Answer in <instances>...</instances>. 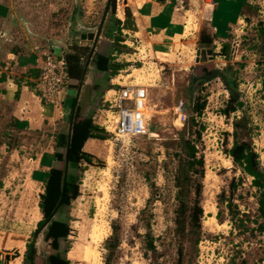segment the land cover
<instances>
[{
    "label": "rangeland",
    "instance_id": "1",
    "mask_svg": "<svg viewBox=\"0 0 264 264\" xmlns=\"http://www.w3.org/2000/svg\"><path fill=\"white\" fill-rule=\"evenodd\" d=\"M108 2L0 0L11 11L0 19V71L8 66L16 76L17 64L24 62L20 58L30 57L40 66L53 49L65 56L74 52V46L87 48L85 65L93 41L80 36L96 33L108 6L101 32L105 39L96 43L92 58L113 54L111 62L123 69L110 77L98 73L90 60L79 116L98 121L102 95L112 78L145 85L148 91L151 136L96 142V152L90 142L85 145L95 159L72 171L78 178L77 196L60 215L69 236L60 240L59 252L71 264H264V232L258 229L264 222L258 211L260 191L225 154L232 145L235 117H241L240 138L252 143L264 167V0H182L180 14L187 27L172 51L154 48L139 32L116 33L115 19H125L127 5L124 0ZM203 36L212 44H202ZM223 43L230 46L226 57L219 55ZM199 49L214 50V58L196 63ZM224 76L234 82L235 94L244 103L241 112L229 117L222 113L230 96ZM77 96L78 90L71 88L69 115ZM204 100L202 115L197 116L194 106ZM179 103L184 104L185 123L174 112ZM10 110L0 104V264H28L31 245L34 264H44L55 252L45 231L37 234L44 220L39 208L46 179L42 161L60 151L53 138L60 127L25 129L14 123ZM62 126L67 130V122ZM183 138L192 141L203 157L204 176L190 173L191 182L178 189L175 177L187 160ZM197 182L201 227L192 229L188 222L178 227L177 194L181 191L190 204ZM233 183L237 189L232 194ZM226 200L232 204L234 220ZM15 239L20 242L11 248Z\"/></svg>",
    "mask_w": 264,
    "mask_h": 264
},
{
    "label": "trees",
    "instance_id": "2",
    "mask_svg": "<svg viewBox=\"0 0 264 264\" xmlns=\"http://www.w3.org/2000/svg\"><path fill=\"white\" fill-rule=\"evenodd\" d=\"M247 4V2L244 3V5ZM115 23L118 28L117 33H121V21L115 19ZM201 43L204 45H211L212 39L208 36H203L201 38ZM229 49V44L223 43L219 55L226 57ZM86 50L87 48H79L74 46V52L65 55L70 78L72 81L78 82V84L75 85L76 89H78L79 82L83 75L85 65H83L82 59L85 56ZM110 56L95 54V58L91 59H93V64L97 72L110 73L109 76L113 77L123 69V65L118 63L114 64L111 62ZM29 74L30 77L38 79L40 71L38 72V70H30ZM4 79L5 78H0V81H3ZM223 82L230 92V96L225 109L222 110V113L224 116L229 117L231 114L241 112L244 103L241 101V98L235 94L237 90L234 82L227 76H224ZM29 85L33 87L32 84ZM261 91L264 93V80L261 82ZM205 104L206 102L204 100L202 104H197L194 106V112L197 114V116L202 115ZM79 109L80 108L77 105V100H75L72 106L70 117V137L67 134H58L56 137V147L59 149H64L65 152L64 154L56 152L55 157L58 159V161L64 162L65 168L69 169L70 172L67 174L65 173V169H51L45 183L44 194L40 196L41 201L39 203V208L41 209L43 216L47 218L51 216L54 210L57 209L63 195V201L60 205L59 218H53V221H51L47 227V230H45L44 238L50 243V247L55 253L48 255L44 260V264H70L66 258V255H62L59 252V248L60 240H66L69 236L68 224L60 217L62 209L77 196L78 178L73 174L72 171L76 170L81 162H85L87 164L93 163L95 156L83 151L84 144L88 139H96L99 141L108 140L107 133L95 125L91 118H83L79 116ZM239 120H241V117L238 119L236 116L235 121L232 124V145L228 150H225V154L242 173L252 179L251 185L260 191V196L258 199V211L260 218L264 221V167L262 166L260 155L254 149L252 143L240 138L241 133L239 131ZM182 141V150L187 160L186 165H184V169L175 177V185L178 189H182L181 187H183L185 182L188 184L191 182L190 173L200 175L201 178L204 176V159L202 156L198 155L196 145L192 141L185 140L184 138ZM236 189V184L233 183L230 185V191L232 194L234 191H236ZM194 196L195 199L189 204L186 201V197L183 196V193L181 191L178 192L177 200L179 207L177 210L176 219V224L178 227L183 226L186 222H188L190 228L200 229L201 219L203 217V208L200 205L201 184L198 182L194 189ZM221 197L223 198L225 195L222 194ZM225 203H227L226 206L230 212L231 219L234 220L235 214L232 212V204L230 200H226ZM43 224V220L39 222V229ZM258 229L262 233L264 232V222L259 224ZM149 247L153 249L152 243H149ZM27 258L28 264H31V262L34 264L33 245L29 247Z\"/></svg>",
    "mask_w": 264,
    "mask_h": 264
},
{
    "label": "crops",
    "instance_id": "3",
    "mask_svg": "<svg viewBox=\"0 0 264 264\" xmlns=\"http://www.w3.org/2000/svg\"><path fill=\"white\" fill-rule=\"evenodd\" d=\"M7 5H11V2H7ZM5 6L6 5L0 4V17H1L0 19H3L2 17L4 16L8 18L11 13V11L9 12V8ZM127 6H129L128 8L131 10L133 14V17L138 27L139 33L144 34V36L146 35L147 38L149 39L150 44H152L151 46H154V48H157L159 50L165 49L167 51L168 50L172 51L173 49L172 46L175 45V42H179L181 38L183 37L182 28L185 27L184 25L187 22L186 23L183 22L184 16L180 14L181 13L180 11L182 10L181 8L182 0H163V1H160V0H131V1L127 0ZM101 32L102 30L100 31L99 39L103 40L105 38L103 35H101ZM114 56L115 55L113 54L111 55V57H114ZM9 57L14 59L15 57L14 53H10ZM20 60L24 62L23 63L20 62L19 64H17L19 65V66H16L17 68H15L14 66L12 67L19 71V74H16V76H12L13 75L12 72L8 71V68H9L8 66H6L4 70L0 71V78H5L3 81H0V104L10 107L11 109L9 111L10 116L11 118H13V121L17 126L19 125L23 126V128L28 129V130L29 129H40L41 127L47 124L53 125V126L57 125L58 127H60V130L57 131L56 135L53 137L54 147L57 148L56 147V137L58 136V134H67L70 137L71 114L70 115L68 114L69 110L67 109L69 107H66V106L68 105L69 103L68 101H70L71 98L69 99L67 96L63 104V109L61 111L56 110L51 104L42 102V100L39 98V96L35 92V85H36L37 79L30 77V74H29L30 70H38L39 72V67L36 66L34 63L35 59L32 60V58L30 59V57H28L27 59L20 58ZM12 68H10V70ZM89 69L90 67L88 65L84 83H86V77H88L87 74H88ZM75 82L76 81H72L70 89L75 88V84H74ZM88 83H92V82L90 81ZM29 84H32L33 87H31ZM82 88L80 89V86H79L77 89L78 96L76 100H77V105L79 108H80V93L82 92ZM48 111H49V114H48ZM65 122H67V125H68L67 130H64L62 126ZM89 142L91 143L92 150L96 152L97 150L96 142H100V141L96 139H88L86 143L84 144L83 151L86 153L92 154L94 152L87 151L85 149V145ZM59 150H60L59 151L60 153L64 154L65 152L64 149H59ZM56 152H54L53 155L44 157L42 161L44 165L43 171L46 176L45 183L47 181V176L50 170L53 168L59 169V170L65 169V173L67 174L70 172L69 169L65 168L64 162L58 161V159L55 157ZM45 183L43 185V190L41 194H44ZM17 242H20V239H15V241L11 244L12 245L11 248H14ZM68 261L70 262V260Z\"/></svg>",
    "mask_w": 264,
    "mask_h": 264
},
{
    "label": "built area",
    "instance_id": "4",
    "mask_svg": "<svg viewBox=\"0 0 264 264\" xmlns=\"http://www.w3.org/2000/svg\"><path fill=\"white\" fill-rule=\"evenodd\" d=\"M38 67L40 75L35 85L36 94L42 102L61 111L72 84L63 51L53 49L44 56ZM119 79H111V86L102 97L98 121L93 123L107 133V141L151 136L147 87ZM174 112L177 120L185 123L187 115L184 104L175 106Z\"/></svg>",
    "mask_w": 264,
    "mask_h": 264
},
{
    "label": "water",
    "instance_id": "5",
    "mask_svg": "<svg viewBox=\"0 0 264 264\" xmlns=\"http://www.w3.org/2000/svg\"><path fill=\"white\" fill-rule=\"evenodd\" d=\"M109 2H110V0H109ZM109 2H108V5H109ZM124 4L127 5V0H124ZM107 11H108V6H107L106 12H105V14L103 16V20L100 23V26H99L98 30L96 31V33H93V32H90V33H87V34L86 33H82L81 36H80L81 40L87 39L89 41H93V46H92L91 52L89 54V58H88L85 66H84L83 75H82L81 80H80V84H79L80 89L83 86V83H84V80H85V76H86V71L88 69V65H89L90 59H91V57L93 55V52H94V49L96 47V43L98 42V39H99V36H100V31L102 30V26L104 24V20L106 18ZM124 15H125V19L123 20V22L121 24V30L122 31H129V32H132V33L139 32L138 27L136 25V22L134 20L133 14H132L131 10L127 6L124 9ZM214 53L215 52L212 49H199V50L196 51V60H195V62L196 63H199V62L203 63V62L211 61L214 58ZM213 75L216 76L217 73H213ZM62 201H63V195H62V198L60 200V203H59L57 209L51 214L48 222L51 219L54 218V216H55L58 208L60 207ZM46 224L42 228H44L46 226ZM19 256H20L19 253L16 251V253L14 255V258L15 257L18 258ZM32 256H33V254H32Z\"/></svg>",
    "mask_w": 264,
    "mask_h": 264
},
{
    "label": "flooded vegetation",
    "instance_id": "6",
    "mask_svg": "<svg viewBox=\"0 0 264 264\" xmlns=\"http://www.w3.org/2000/svg\"><path fill=\"white\" fill-rule=\"evenodd\" d=\"M64 208V207H63ZM63 210V209H62ZM55 211V210H54ZM53 211V212H54ZM59 211H60V207L58 208V210H57V212H56V214H55V216H54V218L56 219V218H59ZM52 212V213H53ZM44 217V216H43ZM49 218H50V216L49 217H47V218H45L44 217V224L42 225V227L48 222V220H49ZM51 221H53V219H51L47 224H46V226L44 227V228H40L39 230H38V236L43 232V231H45V230H47V227L49 226V224L51 223ZM30 252H31V249H30ZM31 264H32V262H31Z\"/></svg>",
    "mask_w": 264,
    "mask_h": 264
},
{
    "label": "bare ground",
    "instance_id": "7",
    "mask_svg": "<svg viewBox=\"0 0 264 264\" xmlns=\"http://www.w3.org/2000/svg\"><path fill=\"white\" fill-rule=\"evenodd\" d=\"M185 27H187V25L185 24ZM181 50H182V52L184 51L185 52V50H186V48H184L183 46L181 47ZM181 53V52H180ZM182 55V54H181ZM186 55H187V53H186ZM136 71V70H135ZM139 71V70H138ZM130 77H133V75H129L128 76V78H130ZM153 134V133H152Z\"/></svg>",
    "mask_w": 264,
    "mask_h": 264
}]
</instances>
